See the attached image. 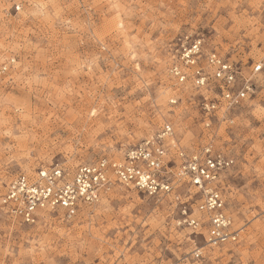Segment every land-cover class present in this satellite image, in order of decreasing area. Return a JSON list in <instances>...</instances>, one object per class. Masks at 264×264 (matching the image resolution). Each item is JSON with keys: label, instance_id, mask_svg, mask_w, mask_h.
Here are the masks:
<instances>
[{"label": "rangeland", "instance_id": "1", "mask_svg": "<svg viewBox=\"0 0 264 264\" xmlns=\"http://www.w3.org/2000/svg\"><path fill=\"white\" fill-rule=\"evenodd\" d=\"M15 2L18 12L0 0V63L15 60L0 76V264H264V71L255 98L214 117L168 74L175 42L191 36L251 76L264 56V0ZM165 124L182 129L184 151L209 143L233 158L223 181L236 243L192 260L203 237L171 198L119 185L71 219L43 213L26 225L2 208L18 174L121 160Z\"/></svg>", "mask_w": 264, "mask_h": 264}, {"label": "built area", "instance_id": "2", "mask_svg": "<svg viewBox=\"0 0 264 264\" xmlns=\"http://www.w3.org/2000/svg\"><path fill=\"white\" fill-rule=\"evenodd\" d=\"M9 1L18 12L20 4ZM203 47L202 39L191 36L180 37L175 42L168 68L175 86L183 89L187 85L185 88L201 93V110L212 117L219 109L226 112L255 98L254 77L261 71L253 70L251 76L245 77L238 64L215 52L207 53ZM225 61L229 65L226 70L222 68ZM14 62L10 58L0 63V76L7 74ZM197 79H204L205 85L197 84ZM210 96L213 99L208 100ZM169 126L165 124L154 137L126 151L121 160L102 158L79 165L73 171L54 167L39 169L33 174L20 173L5 186L1 206L7 216L26 225L34 224L43 213L63 212L66 219H71L78 210L96 205L103 195L119 185L150 198H171V204L178 207L182 217L181 224L190 229L194 237H203L202 247L194 245L192 260L203 258L205 246L214 249L236 243L240 230L234 229L227 211L223 181L224 174L234 165L233 158L209 143L192 152L178 145L173 148L169 145V138L173 137L172 133H167ZM165 146H168L167 151ZM197 179L200 184H196ZM165 181L172 189L170 195H165ZM197 205L202 211L193 216V207ZM193 219L195 225L191 223ZM203 229L206 235L200 232Z\"/></svg>", "mask_w": 264, "mask_h": 264}, {"label": "snow or ice", "instance_id": "3", "mask_svg": "<svg viewBox=\"0 0 264 264\" xmlns=\"http://www.w3.org/2000/svg\"><path fill=\"white\" fill-rule=\"evenodd\" d=\"M212 59H213V61H215V57H212ZM228 67H229V65H228L227 61H225L222 65V68L226 70ZM137 68L139 69V65H137ZM253 70L254 71H264V56H261L260 61L256 64V66L254 67ZM217 75H219V73H217ZM180 79L183 80L184 77H180ZM228 79L231 80V77L229 76ZM196 83L199 85H205V80L204 79H197ZM241 95H243V93H241ZM260 105H261V107L258 108L256 115L261 120V122H264V97L261 98ZM96 115H97V112L95 110H93L91 112V116L95 117ZM178 132H182V129L179 126H177L175 132L171 126H169L167 128V133H172L173 137H175V138H172V137L169 138V145L173 148L176 147L180 143V138L176 136V133H178ZM167 133H166V135H167ZM167 150H168V146H165V151H167ZM157 151L159 152V149H157ZM261 155L264 156V145L261 146ZM152 163H153V165H155V161H152ZM262 168H264V164H262ZM262 175H264V173H262ZM196 184H200L199 179L196 180ZM164 189H165V195L171 194L172 189L169 187L167 181H165ZM177 199H178V197H177ZM212 203L215 204V201H213ZM201 211H202L201 207L199 205H197L192 210V214H193V216H197ZM153 222L155 223V221H153ZM191 223L193 225H195L196 220L193 219L191 221Z\"/></svg>", "mask_w": 264, "mask_h": 264}, {"label": "bare ground", "instance_id": "4", "mask_svg": "<svg viewBox=\"0 0 264 264\" xmlns=\"http://www.w3.org/2000/svg\"><path fill=\"white\" fill-rule=\"evenodd\" d=\"M35 9H37V8H35ZM163 63V62H162ZM163 98H164V96H163ZM173 138V137H172ZM105 200V199H104ZM209 248V247H208Z\"/></svg>", "mask_w": 264, "mask_h": 264}]
</instances>
